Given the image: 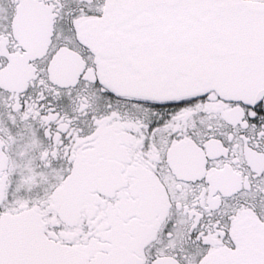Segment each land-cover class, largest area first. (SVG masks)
I'll return each mask as SVG.
<instances>
[{"label":"snow or ice","instance_id":"snow-or-ice-1","mask_svg":"<svg viewBox=\"0 0 264 264\" xmlns=\"http://www.w3.org/2000/svg\"><path fill=\"white\" fill-rule=\"evenodd\" d=\"M0 264H264V0H0Z\"/></svg>","mask_w":264,"mask_h":264}]
</instances>
